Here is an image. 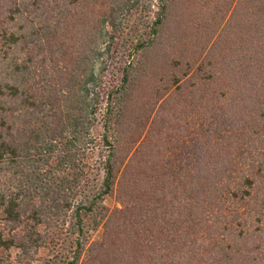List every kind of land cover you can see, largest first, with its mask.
Returning a JSON list of instances; mask_svg holds the SVG:
<instances>
[{"label": "trees", "instance_id": "1", "mask_svg": "<svg viewBox=\"0 0 264 264\" xmlns=\"http://www.w3.org/2000/svg\"><path fill=\"white\" fill-rule=\"evenodd\" d=\"M146 79L171 156L135 174ZM67 224L42 264H264V0H0V264Z\"/></svg>", "mask_w": 264, "mask_h": 264}, {"label": "rangeland", "instance_id": "2", "mask_svg": "<svg viewBox=\"0 0 264 264\" xmlns=\"http://www.w3.org/2000/svg\"><path fill=\"white\" fill-rule=\"evenodd\" d=\"M158 90H161L160 82L146 79L143 86L138 91L140 99H138L139 102L136 105V108L139 105V109H137L136 114L144 116L147 120V126L145 127L143 133H137V137H139V139L135 142L133 149L127 153L126 163L131 168H128V172H134L136 174L137 170H140L139 167H144L143 159L145 158V155H147L146 153H148V164L155 163L156 166L161 164L159 162L160 159H158L159 155L163 157L162 160H166L169 156H171V111L165 112L164 110L167 108L166 99L169 95L171 98V94L160 98L158 96L160 94L156 92ZM123 200H125V197H123V195L121 196L119 190H117L113 196L106 198L105 203L109 206L110 210L113 211L117 208H125L126 203ZM88 222L90 221L88 220ZM68 228L69 226L67 224L66 227L63 228L64 230L61 231L60 240H57L58 245L57 243H52L49 247L51 249L45 248L46 251L45 249L40 250L39 254L36 256V264H42L45 255L48 254H50V256H57L58 252H60L59 255L70 254V252L68 253L66 251L68 249L66 240L71 236ZM40 231L45 233L47 230L45 227H41ZM103 231V228H99L98 231L91 234V239L95 241L100 240ZM85 259H87V257Z\"/></svg>", "mask_w": 264, "mask_h": 264}]
</instances>
